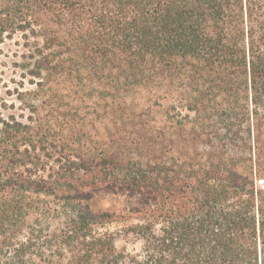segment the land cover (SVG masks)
Segmentation results:
<instances>
[{"label": "trees", "instance_id": "1", "mask_svg": "<svg viewBox=\"0 0 264 264\" xmlns=\"http://www.w3.org/2000/svg\"><path fill=\"white\" fill-rule=\"evenodd\" d=\"M17 35L0 264H264V0H0Z\"/></svg>", "mask_w": 264, "mask_h": 264}, {"label": "rangeland", "instance_id": "2", "mask_svg": "<svg viewBox=\"0 0 264 264\" xmlns=\"http://www.w3.org/2000/svg\"><path fill=\"white\" fill-rule=\"evenodd\" d=\"M22 43L21 38L17 35L12 41L5 40L0 43V128L2 121L15 116L18 120L27 122L32 115L25 106L19 102L18 93L33 90L34 86L29 84V78L23 79L21 71L14 67V63L19 61L22 48L18 45ZM111 231L121 228V225H111L108 227ZM126 245L124 240H119L118 248ZM140 248V244L128 245L129 250Z\"/></svg>", "mask_w": 264, "mask_h": 264}]
</instances>
